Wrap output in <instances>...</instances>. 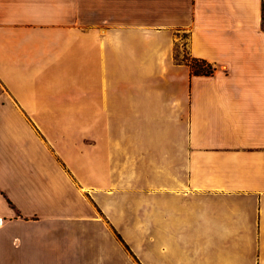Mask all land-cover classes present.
<instances>
[{
	"label": "crops",
	"instance_id": "obj_1",
	"mask_svg": "<svg viewBox=\"0 0 264 264\" xmlns=\"http://www.w3.org/2000/svg\"><path fill=\"white\" fill-rule=\"evenodd\" d=\"M263 5L0 0V264H264Z\"/></svg>",
	"mask_w": 264,
	"mask_h": 264
},
{
	"label": "trees",
	"instance_id": "obj_2",
	"mask_svg": "<svg viewBox=\"0 0 264 264\" xmlns=\"http://www.w3.org/2000/svg\"><path fill=\"white\" fill-rule=\"evenodd\" d=\"M261 17L264 26V5L262 6ZM176 58L179 60L177 56ZM181 62L188 66L192 76H211L214 71L205 61L192 58L187 53L182 58Z\"/></svg>",
	"mask_w": 264,
	"mask_h": 264
},
{
	"label": "rangeland",
	"instance_id": "obj_3",
	"mask_svg": "<svg viewBox=\"0 0 264 264\" xmlns=\"http://www.w3.org/2000/svg\"><path fill=\"white\" fill-rule=\"evenodd\" d=\"M83 3L86 4L87 6V10H88V0H83ZM179 46L176 50L175 55L181 59L185 56V54L187 53V49H186V45H187V36L185 34H181L180 35V40H179Z\"/></svg>",
	"mask_w": 264,
	"mask_h": 264
}]
</instances>
